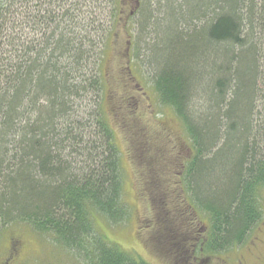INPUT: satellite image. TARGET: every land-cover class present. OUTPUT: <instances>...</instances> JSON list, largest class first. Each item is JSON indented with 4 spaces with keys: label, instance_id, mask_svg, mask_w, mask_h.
<instances>
[{
    "label": "trees",
    "instance_id": "16d2710c",
    "mask_svg": "<svg viewBox=\"0 0 264 264\" xmlns=\"http://www.w3.org/2000/svg\"><path fill=\"white\" fill-rule=\"evenodd\" d=\"M17 1L0 0V227L26 224L77 264H148L96 231V217L128 219L119 154L103 119L93 132L73 116L102 89L111 28L91 26L77 2ZM177 1L167 49L154 33L145 61L187 140L181 206L208 218L199 249L218 253L264 218V0Z\"/></svg>",
    "mask_w": 264,
    "mask_h": 264
},
{
    "label": "rangeland",
    "instance_id": "374dc122",
    "mask_svg": "<svg viewBox=\"0 0 264 264\" xmlns=\"http://www.w3.org/2000/svg\"><path fill=\"white\" fill-rule=\"evenodd\" d=\"M68 2H77L75 7L81 9L84 18L89 13L93 17L88 20L90 25L95 29L100 25L103 35H108L110 28L112 31L100 63L102 89L98 95L95 92L81 97L73 110L74 117L94 125L93 132L96 117L103 119L112 130L119 154L128 219L112 225L96 217V231L148 264H264V218L243 244L218 253L200 251L199 244L209 228L208 218L203 214L188 215L181 206L183 193L174 187L180 181L187 140L173 111L160 104L152 84L154 71L145 58L151 56L147 50L154 33L157 47L167 49L169 41L164 43L161 33L168 30L173 37L174 26L170 24L169 13L167 16L165 13L168 5L177 11L178 1ZM21 3L25 0L12 3L15 5L12 8L19 9ZM18 14L20 18L24 16L21 10ZM183 25L182 22L177 26L186 29ZM21 33L26 31L22 29ZM89 34H95V30L90 29ZM83 119L76 120L77 124L83 125ZM0 264H77V261L28 225L11 224L0 227Z\"/></svg>",
    "mask_w": 264,
    "mask_h": 264
},
{
    "label": "flooded vegetation",
    "instance_id": "af4514ba",
    "mask_svg": "<svg viewBox=\"0 0 264 264\" xmlns=\"http://www.w3.org/2000/svg\"><path fill=\"white\" fill-rule=\"evenodd\" d=\"M199 239H197V241H198Z\"/></svg>",
    "mask_w": 264,
    "mask_h": 264
}]
</instances>
